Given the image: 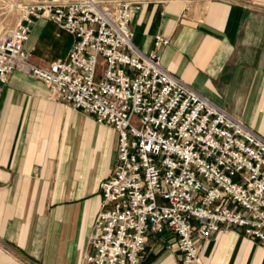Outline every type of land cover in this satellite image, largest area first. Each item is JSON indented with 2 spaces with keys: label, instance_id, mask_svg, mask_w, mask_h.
<instances>
[{
  "label": "built area",
  "instance_id": "2783aa9c",
  "mask_svg": "<svg viewBox=\"0 0 264 264\" xmlns=\"http://www.w3.org/2000/svg\"><path fill=\"white\" fill-rule=\"evenodd\" d=\"M30 1L0 36V81L33 76L119 135L85 264H140L153 235H169L179 264H205L200 241L223 228L264 246V137L162 66L169 37L157 35L149 54L137 47L131 24L143 1ZM42 18L74 37L48 67L26 48Z\"/></svg>",
  "mask_w": 264,
  "mask_h": 264
},
{
  "label": "crops",
  "instance_id": "0c3cea01",
  "mask_svg": "<svg viewBox=\"0 0 264 264\" xmlns=\"http://www.w3.org/2000/svg\"><path fill=\"white\" fill-rule=\"evenodd\" d=\"M138 1L137 47L149 54L157 35L169 37L162 66L264 137V0ZM51 22L36 21L26 43L41 67L66 58L74 42ZM56 35L71 39L64 57L47 46ZM49 93L19 71L0 81V264H85L101 185L118 160L114 129ZM170 242L151 236L143 264H179ZM200 244L205 264H264V246L241 228Z\"/></svg>",
  "mask_w": 264,
  "mask_h": 264
},
{
  "label": "rangeland",
  "instance_id": "374dc122",
  "mask_svg": "<svg viewBox=\"0 0 264 264\" xmlns=\"http://www.w3.org/2000/svg\"><path fill=\"white\" fill-rule=\"evenodd\" d=\"M30 2H31L30 0H0V36L7 29L15 27L16 24L24 16L27 15L28 10H29L27 7L30 4ZM43 19L48 22H51L50 20L45 19V18H42L40 20H43ZM64 39L66 40L64 41ZM64 39L57 35L54 39L49 38L48 41L46 42L49 50L54 52V54H59L60 57H64L67 52V49L64 51H61V50L64 49V43L66 42L68 43L71 40L69 36H66ZM68 106L72 107L71 105H68ZM166 244L167 246H169L170 249L173 247L176 248L173 242L166 243ZM148 254H149V245L147 247V251L144 256V259L142 260L140 264H143L145 262V257Z\"/></svg>",
  "mask_w": 264,
  "mask_h": 264
}]
</instances>
